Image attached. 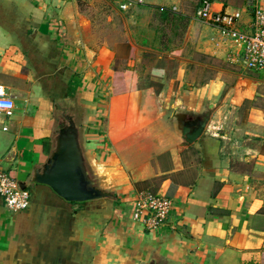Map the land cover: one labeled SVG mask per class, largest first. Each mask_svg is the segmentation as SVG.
Listing matches in <instances>:
<instances>
[{
	"label": "crops",
	"instance_id": "obj_1",
	"mask_svg": "<svg viewBox=\"0 0 264 264\" xmlns=\"http://www.w3.org/2000/svg\"><path fill=\"white\" fill-rule=\"evenodd\" d=\"M126 1L0 0V86L12 111L0 112V168L27 182L67 115L96 182L115 195L70 203L31 183L20 212L0 197V264H264V75L236 62L232 47L202 23L197 52L227 65L196 62L190 83L185 67V84L167 85L156 116L118 125L111 114L117 53L100 27ZM185 1L164 4L184 12ZM209 1L221 11L247 3ZM250 20L243 13L240 28ZM203 106L212 113L202 135L182 146L172 119ZM142 191L172 202L154 233L132 218Z\"/></svg>",
	"mask_w": 264,
	"mask_h": 264
},
{
	"label": "rangeland",
	"instance_id": "obj_2",
	"mask_svg": "<svg viewBox=\"0 0 264 264\" xmlns=\"http://www.w3.org/2000/svg\"><path fill=\"white\" fill-rule=\"evenodd\" d=\"M164 1L147 0V3L131 6L128 10L118 9L120 13L111 16L110 25L100 27L117 53L115 69L118 71L114 79L111 114L120 118L118 125L124 121L138 122L156 116L158 101L162 99L167 85H173L174 91L177 85H184L185 67L190 71L188 83L193 82L194 63L210 62L197 52L201 49L200 41L206 39L202 22L196 15L201 0H186L183 3L184 12L178 10L180 6L176 7L177 10L174 5L166 6ZM211 63L222 68L227 65L221 60H211ZM208 110L209 106H203L197 111L182 110V114L200 116ZM166 113L168 115L169 111L165 112V119ZM59 117L56 112L58 121H55V130ZM159 123L162 124L161 121ZM171 124L177 129L175 119ZM79 143L82 148L81 140ZM82 151L85 156L83 148ZM87 167L92 174L88 163Z\"/></svg>",
	"mask_w": 264,
	"mask_h": 264
},
{
	"label": "built area",
	"instance_id": "obj_3",
	"mask_svg": "<svg viewBox=\"0 0 264 264\" xmlns=\"http://www.w3.org/2000/svg\"><path fill=\"white\" fill-rule=\"evenodd\" d=\"M147 0H128L120 4L121 10L133 4L141 5ZM259 0H247L243 10H216L209 0H202L196 11L198 19L213 28L220 36L222 43L233 49V57L247 71L264 75V10L259 6ZM248 13L251 20L247 31L240 28L242 14ZM5 90L0 86V105H7ZM0 112L6 117L11 116L9 107L0 106ZM5 129V128H4ZM0 197L6 208L12 212L27 209L30 203L28 190L20 189L16 181L0 168ZM172 207L170 199L163 195L142 191L133 203V221L143 226L148 233H154L164 227Z\"/></svg>",
	"mask_w": 264,
	"mask_h": 264
},
{
	"label": "water",
	"instance_id": "obj_4",
	"mask_svg": "<svg viewBox=\"0 0 264 264\" xmlns=\"http://www.w3.org/2000/svg\"><path fill=\"white\" fill-rule=\"evenodd\" d=\"M210 108L200 116L176 113L182 146L192 145L202 135L210 118ZM31 183L49 187L57 196L70 203L115 196L111 191L101 188L93 174H90L78 140L77 128L72 117L67 115L58 124L54 148L45 163L32 171L27 182L17 184L24 190Z\"/></svg>",
	"mask_w": 264,
	"mask_h": 264
},
{
	"label": "flooded vegetation",
	"instance_id": "obj_5",
	"mask_svg": "<svg viewBox=\"0 0 264 264\" xmlns=\"http://www.w3.org/2000/svg\"><path fill=\"white\" fill-rule=\"evenodd\" d=\"M148 264H163V263H158V262H150V263H148Z\"/></svg>",
	"mask_w": 264,
	"mask_h": 264
},
{
	"label": "clouds",
	"instance_id": "obj_6",
	"mask_svg": "<svg viewBox=\"0 0 264 264\" xmlns=\"http://www.w3.org/2000/svg\"><path fill=\"white\" fill-rule=\"evenodd\" d=\"M0 106H2V107H8L9 105H0Z\"/></svg>",
	"mask_w": 264,
	"mask_h": 264
}]
</instances>
